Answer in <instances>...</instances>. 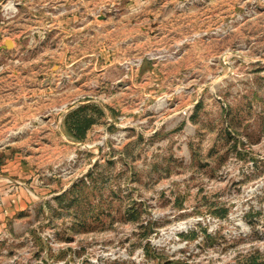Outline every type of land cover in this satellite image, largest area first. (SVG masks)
<instances>
[{
	"label": "rangeland",
	"instance_id": "rangeland-1",
	"mask_svg": "<svg viewBox=\"0 0 264 264\" xmlns=\"http://www.w3.org/2000/svg\"><path fill=\"white\" fill-rule=\"evenodd\" d=\"M0 4V264H264V0Z\"/></svg>",
	"mask_w": 264,
	"mask_h": 264
},
{
	"label": "crops",
	"instance_id": "crops-1",
	"mask_svg": "<svg viewBox=\"0 0 264 264\" xmlns=\"http://www.w3.org/2000/svg\"><path fill=\"white\" fill-rule=\"evenodd\" d=\"M20 5L21 4H19V6ZM51 7H53V4H51ZM12 15L14 16L15 13ZM5 107H7L6 108L7 109L6 112L8 113L7 115H5L6 113ZM11 119L13 118L11 117V113H10V99H6L4 96H1L0 97V133L2 132L3 135L6 128H8V130L11 129V125H10ZM1 148H2L1 153L11 152V144L3 145ZM0 171L2 172L0 173V196L2 197L0 203V234H1L2 232L5 233L7 231L6 221L10 218V214L14 209H25L26 206H28V201L32 199L42 200L47 196L48 189L46 188V185L43 184L40 185V182L36 177L32 184L29 185L26 183L24 185L20 184L17 187L16 193L12 194L10 192L9 182L12 176H19L20 179L27 177L28 170L25 166L22 165V160L20 156L16 155L12 158L9 155L5 157L3 154H1Z\"/></svg>",
	"mask_w": 264,
	"mask_h": 264
},
{
	"label": "trees",
	"instance_id": "trees-1",
	"mask_svg": "<svg viewBox=\"0 0 264 264\" xmlns=\"http://www.w3.org/2000/svg\"><path fill=\"white\" fill-rule=\"evenodd\" d=\"M85 120H86V121H85V123H84L83 125L80 124V125L78 126L79 129H82V133H83V131L86 129V127H87V126L90 124V122H91L90 119H88V120L85 119Z\"/></svg>",
	"mask_w": 264,
	"mask_h": 264
},
{
	"label": "built area",
	"instance_id": "built-area-1",
	"mask_svg": "<svg viewBox=\"0 0 264 264\" xmlns=\"http://www.w3.org/2000/svg\"><path fill=\"white\" fill-rule=\"evenodd\" d=\"M12 5H14V4H10V3L4 4L3 5V11L6 12V10H9Z\"/></svg>",
	"mask_w": 264,
	"mask_h": 264
}]
</instances>
